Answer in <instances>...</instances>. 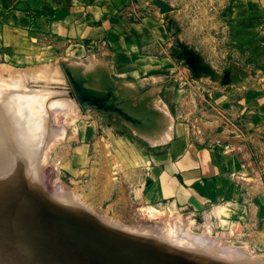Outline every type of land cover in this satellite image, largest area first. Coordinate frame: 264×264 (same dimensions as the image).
Instances as JSON below:
<instances>
[{"label": "rangeland", "instance_id": "obj_1", "mask_svg": "<svg viewBox=\"0 0 264 264\" xmlns=\"http://www.w3.org/2000/svg\"><path fill=\"white\" fill-rule=\"evenodd\" d=\"M249 1L142 0L140 4L164 30L176 62L173 70L141 77L134 71L110 67L102 58L93 55L80 60L65 58L53 45L39 43L24 34L20 36L21 41L14 42L10 30L5 29L1 35L3 38L0 37V78L9 77L13 69L57 64L64 72V81L74 93L79 108V116L73 124L65 122V118L64 121L59 120L65 117V112H57L62 114L56 113L58 116H54V112L51 116L52 127H63L61 129L65 132L64 136L62 133L59 135V131L62 132L59 128L57 139L55 136L52 138H55V143L50 139L55 145L47 144L51 149L46 148V157L41 164L44 170L40 172L44 174L45 179L41 176V180L47 192L51 193L49 188L62 183L58 185L61 189L68 193L71 190L72 194L76 192L75 195L80 196L78 199L91 206L95 213L113 217L127 225L149 222L160 226L163 219L148 215V212L150 209L169 210V219L173 216L171 219L176 218L174 221L183 217L192 219L193 226L201 230L200 233L195 230L200 236H212L211 240L219 238L217 243L223 246L225 243V248L234 253L248 250V254L250 250L263 258L264 123L259 124V131L253 134L252 126L241 120L206 122L197 105L199 97L203 100L209 94L206 84L226 88L232 72L254 73L257 61L252 47L259 31H264V28L245 36L235 35L239 23H233L237 16L234 11L240 4L246 3L252 16L259 13V5L264 0ZM251 36H254V42L246 44L245 40ZM261 51L264 49L256 50L255 54ZM90 61L100 64L94 67ZM73 81L82 84L77 87ZM76 88L83 92L87 89L86 93H90H84L83 99L78 96ZM27 92L30 90L26 89ZM188 100L194 107L186 102ZM179 102L196 116L195 120L191 119L193 135L200 139L211 138L219 150L225 151L237 164L239 181L249 183L245 185L252 193L250 197L247 195L248 203L243 202L237 211L231 205L223 204L229 208L224 220L218 217L221 206L217 202L201 211H194L175 206L167 200L156 201L150 195L147 198L153 182L151 156L163 153L157 150L160 147L151 145L148 137L152 132H161V136L168 127L172 129L175 123L182 121L173 115L175 104ZM57 117L60 123L56 121ZM58 123L61 124L59 127ZM165 219L169 220L168 217Z\"/></svg>", "mask_w": 264, "mask_h": 264}, {"label": "bare ground", "instance_id": "obj_2", "mask_svg": "<svg viewBox=\"0 0 264 264\" xmlns=\"http://www.w3.org/2000/svg\"><path fill=\"white\" fill-rule=\"evenodd\" d=\"M1 78L0 264H264V255L241 253L236 247L240 253H234L217 243L219 238L197 234L192 219H169V210L148 212L163 219L160 226L149 220L127 225L95 213L76 192L61 189L59 180V188L54 184L49 188L54 192L48 193L41 164L50 139L65 132L59 120L73 124L79 116L75 95L57 64L13 69ZM79 88L77 94L84 99L87 89ZM60 111L65 117L56 121L62 132L51 124L53 113L62 115ZM228 213L221 206L218 217L224 220Z\"/></svg>", "mask_w": 264, "mask_h": 264}, {"label": "crops", "instance_id": "obj_3", "mask_svg": "<svg viewBox=\"0 0 264 264\" xmlns=\"http://www.w3.org/2000/svg\"><path fill=\"white\" fill-rule=\"evenodd\" d=\"M141 1L0 0V37L7 29L14 42L21 41L24 34L39 43L53 45L65 58L80 60L93 55L110 67L134 71L140 77L173 70V49L169 48L164 30ZM261 3L255 16L249 14L246 3L237 6L233 23H239V28L235 35L245 36L264 28V2ZM259 32L258 38L263 39L256 37V46L252 47L257 61L253 74L232 72L226 88L205 85L209 94L206 99L198 98L196 108L201 109L206 122L241 120L252 126L253 134L264 123V51L255 54L264 49V31ZM245 42H254V36ZM98 64L90 61L91 66ZM186 102L194 107L189 100ZM183 106L179 102L173 109L174 117L182 121L172 129L168 127L161 136V132H152L148 137L151 145L160 147L157 150L163 153L151 156L153 182L147 198L150 195L156 201L167 200L194 211L215 202L218 206L226 203L237 211L243 202L248 203L247 195L252 194L247 190L250 187L245 186L248 182L239 181L237 164L211 138L193 135L191 119L196 116ZM226 205L223 206L229 212Z\"/></svg>", "mask_w": 264, "mask_h": 264}]
</instances>
